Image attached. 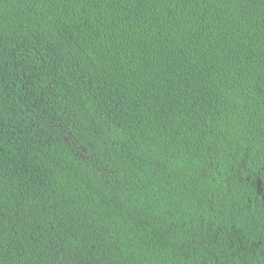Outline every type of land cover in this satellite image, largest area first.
<instances>
[{
  "label": "trees",
  "instance_id": "1",
  "mask_svg": "<svg viewBox=\"0 0 264 264\" xmlns=\"http://www.w3.org/2000/svg\"><path fill=\"white\" fill-rule=\"evenodd\" d=\"M0 264H264V0H0Z\"/></svg>",
  "mask_w": 264,
  "mask_h": 264
}]
</instances>
